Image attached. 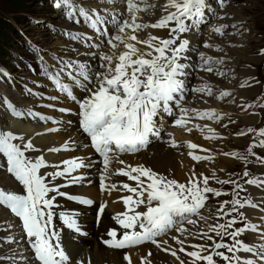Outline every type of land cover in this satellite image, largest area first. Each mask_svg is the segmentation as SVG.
<instances>
[{"label": "snow or ice", "instance_id": "6c2138e0", "mask_svg": "<svg viewBox=\"0 0 264 264\" xmlns=\"http://www.w3.org/2000/svg\"><path fill=\"white\" fill-rule=\"evenodd\" d=\"M50 2L66 19L75 24L86 23L91 29V34L82 35L67 29L59 33L70 41L87 44V62L56 54L52 57L54 63H49L47 53L29 41V47L36 52L39 61L38 74L46 77L75 105V109L61 106L59 113L75 111L87 143L80 145L69 137L58 146L41 148L36 139L61 131L63 122L38 110H21L6 94L0 96V111L6 117L23 120L25 116H31L38 122L47 124L51 121L59 125L33 133L18 131L7 124L0 127V173L15 184L14 190L0 186V208L18 221L17 224L5 219L0 221V227L7 233L16 227L20 229L19 240L8 234L0 239V243H15L20 247L23 242L27 248L24 254L6 256L8 264H92L90 257L78 259L72 254L71 238L67 241L62 238L54 226V217L57 216V197H66L83 205H94L95 222H102L108 201L97 202L62 190L85 181L91 184L83 170L97 167V164L99 190L109 196L113 192L121 193L111 202L123 206V210L112 217L114 225L105 229L106 238H102V243L125 250L123 260L126 264H154L151 248L135 259L129 251L146 243L153 245L157 252L173 257L171 264H220V261L223 264H264V231L248 220L244 211L246 206L255 208L259 205L240 197L239 192L246 189L233 174L221 179L215 169L208 175L197 172L193 164L185 181L181 182L170 172H161L144 163L131 164L121 158L123 154H137L148 149L153 139L162 140L166 134L165 143L177 151L186 148L187 155L198 163L212 161L217 154H222L244 162L245 166L250 162V156L255 158L253 162L264 165V156L254 151L257 148L264 151V128L248 127L235 134L247 136L252 133L255 137L243 154L239 151L213 153L191 140L178 141L173 132L167 131L168 127L181 128L186 133L195 129L205 134V139L218 140L222 139L221 134L210 124L201 122L213 121L224 128L227 127L225 120L235 123L229 113L216 107L186 106V98L192 93L199 94L205 104L216 97L236 105L241 111L257 106L243 98L237 101L235 89H217L203 77L201 83L190 85L194 69L216 77L231 74V78H235L234 69L224 70L228 54L223 47L204 40V48H215L223 53L212 56L201 51L199 43L193 44V40L202 34L204 27L219 36H224L229 28L242 34L241 30L250 31L244 27L246 21H235V17L226 11L228 0H165L163 5L151 0H122L123 6L119 9L115 6L117 0H108L113 4L110 9L99 3L93 5L91 0H81L80 4L75 0ZM158 10L160 15L153 19ZM214 20L233 22L213 24ZM33 23L39 25L41 21L34 20ZM44 27L49 33L56 32L54 24ZM149 30L166 35H156ZM193 54L196 60H193ZM259 54L264 55V48ZM28 67L30 71L37 70L31 65ZM0 78L14 83L11 73L6 70L0 71ZM260 83L248 77L239 87L243 89ZM25 91L34 99H45L43 92L27 85ZM47 99L59 101L60 97L52 95ZM44 106L57 108L52 103ZM259 107L264 111V104ZM71 123V120L67 121L68 125ZM81 147L90 148L98 159L73 156L59 164H52L47 159L46 153L78 151ZM197 150L205 154H197ZM114 162L119 166L113 167ZM243 176H250L247 167ZM114 177L126 180H115ZM211 181L221 187H213ZM244 183L264 188L261 177L249 178ZM224 185H231V191H224ZM227 195L231 199H219ZM211 197L217 198L214 209L208 208ZM58 215L73 233L88 235L79 222V213L61 211ZM209 220L212 223H208ZM249 230L259 232L261 243L258 246L240 238ZM240 252L251 256H241ZM0 264L4 262L0 261Z\"/></svg>", "mask_w": 264, "mask_h": 264}, {"label": "rangeland", "instance_id": "374dc122", "mask_svg": "<svg viewBox=\"0 0 264 264\" xmlns=\"http://www.w3.org/2000/svg\"><path fill=\"white\" fill-rule=\"evenodd\" d=\"M15 1L16 3H12L10 2V0H0V21L3 22L2 25L3 28L5 26L3 30V38L0 39V49H1L0 66L12 70L16 81L20 79H24L25 81L30 83L31 81L35 80V77L29 78L30 76H32L30 75L29 72L26 73L20 71L22 70L21 67L23 65L22 62L23 58H30L32 60L34 58V56H32V50L29 47L28 39L34 42L35 45H38L44 51L48 50V52L50 51L49 52L50 54H54L51 53V51L54 49L55 44L62 46L63 42L61 41L63 39L69 40L67 37L59 35V33H63L65 29L75 32L76 30L79 29V27L76 26L69 27L67 22L64 21L62 17H60V15L57 13L56 9H54L51 6L50 0H15ZM230 7L231 8L234 7L240 10L241 12L240 15L236 13H233L232 15L235 17V21H246L244 27L250 29V31L241 30L242 31L241 34L240 32H236V30L234 29L232 30L231 28H229L230 33L233 32L229 36H225L226 38H230L231 41L230 46H228L230 47L229 49H236V50L239 49L241 51L248 47L246 44L247 42H249L250 45H249V49L247 51H244L248 59L233 58L231 60L229 58L230 57L229 51L225 50L228 54V60H231L232 64L235 63L232 65L233 68H235L234 66H238V64H241L243 65V67L240 70H243L245 68L248 70H252L255 73V75H260L264 79V55L259 54V50L261 48H264V0H235L226 9ZM34 20H40L41 23L39 25L35 24L33 23ZM232 22L233 21L229 20L226 23H232ZM49 23L54 24L56 26V32L49 33V31L44 27L45 24H49ZM162 33L166 35V33L164 32ZM81 34L83 35V33ZM43 38H45V40H43ZM75 45L79 46L78 43ZM201 51H205L208 53V55H212V56L213 55L222 56L223 54L221 52H218L215 48L214 49L202 48ZM252 58L259 59L260 60L259 63H254V60ZM237 70L235 74H237ZM243 77H244L243 79L248 78L247 76H243ZM237 78L238 75L235 77V80ZM228 85H233V80L230 81ZM263 86L264 85H262L261 88ZM7 87H8V83H6L5 81L4 82L0 81V96L2 91ZM17 90L18 89L15 87L13 94H15ZM244 90H242L243 93L241 94V98L258 95L259 91L261 92V89L258 91V93H252L246 91L244 92ZM231 118L232 120L235 121V123H228V121L226 120L225 123L230 125H228L224 129V131H222L227 136V138L223 140H216L215 143H213L210 146L213 149L220 151L219 153H221L220 149L229 150L232 147V149L229 151H239L241 154H243V152H245L246 148L254 138L251 139L250 134H248L247 136L241 137L240 142H237L234 139L236 137L232 135L245 129L244 126H237V125L239 124L248 125L249 123H247L245 119L238 120L239 118L238 116H231ZM252 125H254L255 128L264 125V111H262L261 116L256 117V120ZM155 142L156 140L153 139L152 143ZM229 151H225V152H229ZM255 151H257L258 155H260L261 153L264 156V151H259V150H255ZM221 156L222 154H217L215 160L212 161L213 162L212 166H214V168L210 169L208 166H204V167L200 166V168L201 169L204 168L206 174L208 175H210L212 170L215 169L217 175L221 179L226 178L228 174H233V178L236 179L239 183H243L244 179L247 178L243 176V172L245 171L246 167L250 174L252 173L253 168L256 169L257 171L260 170L259 168H262L260 164L254 165V162H249L248 166H245L244 162L239 161L234 157H232V160L235 164L232 163L230 165L223 167V165L219 163V161L221 160ZM251 158L252 157L250 156L249 159ZM182 163L183 162L181 161L179 165L182 166ZM250 163L252 164V166L254 165L253 168H250L252 167ZM240 166L242 167L240 168ZM263 176H264V171H263ZM0 177L3 179V181H5V177L3 173H0ZM178 180H180L181 182L185 181L184 177H182V179L179 178ZM7 184L15 187L14 182L12 180L8 181ZM211 184L213 187H218V188L221 187L220 185L216 184L215 181H211ZM244 186L246 187V184H244ZM231 188H232L231 185L223 186V189L227 190V192H230ZM219 199L221 200V197ZM216 206H217V198L211 197L210 200L208 201V208L214 209ZM208 223H212V220H209ZM242 255L246 256L244 253H242Z\"/></svg>", "mask_w": 264, "mask_h": 264}, {"label": "bare ground", "instance_id": "6f19581e", "mask_svg": "<svg viewBox=\"0 0 264 264\" xmlns=\"http://www.w3.org/2000/svg\"><path fill=\"white\" fill-rule=\"evenodd\" d=\"M163 1L164 0H151V2L156 3L158 5H161V3ZM91 3L93 5H95L96 3H99L100 5L106 6L109 9L113 7V4L109 3L108 0H91ZM115 6L118 9L121 8L123 6L122 5V0H117ZM226 11L231 13V14L236 13L238 15H240V13H241L239 9H236L234 7L233 8L230 7L228 9H226ZM158 12H159V10L156 11L155 17H153V19L157 17ZM145 19L147 20L148 17L145 16ZM223 21L224 22H228L229 20H223ZM196 39L198 40V38H196ZM43 40H45V38H43ZM61 42H63L62 46H59V45L55 44L54 45V49L51 51V53H56V54H59L61 56L76 57L77 55H80L82 52L88 51L87 44H85V43H83L81 49H78L80 47H78L77 45L73 44L71 41H69L67 39H65V40L63 39ZM230 43H231L230 38L214 39V44H219L225 50L229 51V56H230L229 58L231 60L233 58H243V59L247 58V56H246L244 51H247L249 49V45H250L249 42L246 43L248 47L245 48L244 50H241V51L239 49H238L239 51L236 50V49H229L230 47H228V46H230ZM75 47H77V49H78L77 50L78 51L77 55H76V53L74 51H72V49H75ZM46 51H47V55H49L48 50H46ZM213 56H215V55H213ZM217 56H219V55H217ZM193 58H196L195 54H193ZM252 59L254 60V63H259V61H260L259 59H256V58H252ZM76 60H81V61L87 62L88 61V55L86 57H82L81 56L79 58H76ZM231 60H228L224 70L228 71V69H234V74H235L236 70L239 69V70H237V74H235V77L238 75V78L236 80H235V78L234 79L231 78V74H230L229 77H216L214 75L202 74L201 77H203L204 80H207V81H210L211 83H213L217 87V89H227V90L235 89L236 93H237L236 98H237V101H239L243 91L239 90L237 88L238 83H240V81L243 80V78H244L243 76L249 77V76L255 75V73L252 70H248L246 68L243 69V70H240L243 67V65H241V64H238V66H234L235 68H233L232 65L235 64V63L232 64ZM32 77L33 76H30L29 78H32ZM200 78L197 81L198 83H201V79ZM232 80H233V85H228L229 82L232 81ZM17 89L18 90L16 91V93L11 95V99L19 105V102H24V101H23L22 97L20 96L21 89L20 88H17ZM34 89H36V88L34 87ZM259 90L260 89L258 87H253V88H249V89L244 90V92L246 91V92L258 93ZM198 100L199 101H197V103H200L202 105V108L208 107V106L216 107V108L220 109L221 111L228 112L230 116H238L239 117L238 120L245 119V121L247 123H249V124H251V123L253 124L255 122V120H256V116H252L248 112L241 111L236 105L228 103L227 100L221 101V100L217 99L216 97H213V98L208 100L207 104H205V103H203V101H201L199 99V95H198ZM197 108H199V107H197ZM7 118H8L9 125L13 129H17L18 131H23V132H27V133L43 131V129L45 127H48V126H45V127L41 128L40 125H38V126H30V125H25L23 123H14L12 121L11 117H7ZM63 118H65V119H74L72 116H64ZM165 119L168 120L167 117H165ZM205 122L210 124L212 127H214L216 129V123L215 122H213V121H204L203 123H205ZM225 122H226V120L224 121V123ZM170 123H171V121L168 120V124H170ZM56 127H58V126H56ZM217 127H219V125H217ZM167 131L168 132H173L174 135H175V138L178 141L191 140V141L201 145L203 148H207V149H210V150L213 149L210 146V144L207 143L208 139L204 138L205 134H202L201 136H198L195 129L193 130L192 133H186L181 128L168 127ZM66 133L67 134H63L64 137L66 135L68 137H73V136L77 135V133H75L74 131L66 130ZM221 133H223V132L221 131ZM56 135L57 134H52V135L45 134V135H42V136H40L39 138L36 139V143H37V141L42 142V138H45L46 136H56ZM240 138L236 137L234 139L237 142H240ZM253 138H255L254 135H253ZM167 139L168 138L166 136H164V139H162V140H156L155 139L156 142L152 143L148 147V149H146L144 151H141L139 154L133 155L131 158L134 159L137 163H144V164L149 165V166H154L155 169H157V170H159L161 172H170L172 175H174V176H176L178 178H181V179H182L183 174H184L183 171H182L183 167L179 165L181 161L184 163V165L186 167H189V169L192 167L193 164H195L197 172H201L200 166L201 167L202 166H208L210 169L214 168V166H212V164L208 165V161H204V163H201V164H199L198 162L193 161L191 159V157H189L187 155V149L186 148H180L179 151H177L176 149L171 148L167 143H165V141ZM225 144H227V143H225ZM231 149H232V147H231ZM231 149H229V150H231ZM220 150H221V153L225 152V151H229V150H222V149H220ZM255 150L261 151L260 149H254V151ZM197 152H198V150H197ZM212 152L213 153H219L220 151H217V150L213 149ZM181 155H183L185 158L179 160ZM260 155L263 156L261 153H260ZM249 161L253 162V161H255V158L252 157L251 159H249ZM219 163H221V165H223V167H225V166L230 165V164H232L234 162L232 160V157H225L224 155H222L221 156V160L219 161ZM256 164H259V163H255L254 162V165H256ZM247 166H248V164H247ZM251 166H252V164H251ZM253 166L250 167V168H253ZM260 170L264 171L263 168H260ZM255 171H257V170L253 168L252 173H255ZM188 174H189V171L184 177H187ZM76 191L86 192V193L91 194V195H96L97 194L95 186H91L89 188H87V187L86 188H82V189H79V190H76ZM240 195H243V194H240ZM253 204L259 205V207L264 205V204H261L259 201H254ZM116 210H118L117 205L116 204H111L110 208H109V212H113V211H116ZM206 214H207V212H206ZM248 216H249L248 220H250L252 223H254V222L258 223L260 220H262V222H264V217H261V212H259V211H251V212L248 213ZM86 222L92 224L93 217H90V219L86 220ZM103 222H104L105 225L109 224L107 215L104 217ZM102 230L98 231V238L100 236H102V233H101ZM254 235H252V237L250 239L253 240L252 241L254 243L253 245H257L258 246L261 243L260 242L261 241L260 240V235L256 234L257 236H255V237H254ZM1 244L2 243H0V261H3L4 264H8V262L6 260H4L5 257H6L7 248L5 246L1 247ZM73 247L75 248V250L77 252L76 257L78 255H80L81 257H83L85 259H88L90 257L91 260H92V264H126V262L123 260L124 251H117V250L109 249L103 243L99 244L96 241L95 238H92L91 240L84 239L82 241V245L73 244ZM149 248H151L153 253H154V264H157L160 261H163L164 259L168 258L167 255H164L161 252H157L153 248V246H151V245L147 246L145 249H142V248H140V249H131L129 251L131 252V255L133 256V259H135L138 255L144 254ZM244 254L246 256L251 255V254H246V253H244Z\"/></svg>", "mask_w": 264, "mask_h": 264}, {"label": "trees", "instance_id": "16d2710c", "mask_svg": "<svg viewBox=\"0 0 264 264\" xmlns=\"http://www.w3.org/2000/svg\"><path fill=\"white\" fill-rule=\"evenodd\" d=\"M10 2H12V3H16V1L15 0H10ZM3 22L2 21H0V39H2L3 38V30H4V28H5V26H4V28H3ZM1 50V49H0Z\"/></svg>", "mask_w": 264, "mask_h": 264}]
</instances>
